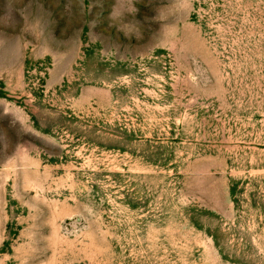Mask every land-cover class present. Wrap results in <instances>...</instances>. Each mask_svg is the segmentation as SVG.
Here are the masks:
<instances>
[{
  "label": "rangeland",
  "instance_id": "rangeland-1",
  "mask_svg": "<svg viewBox=\"0 0 264 264\" xmlns=\"http://www.w3.org/2000/svg\"><path fill=\"white\" fill-rule=\"evenodd\" d=\"M0 264H264V0H0Z\"/></svg>",
  "mask_w": 264,
  "mask_h": 264
}]
</instances>
